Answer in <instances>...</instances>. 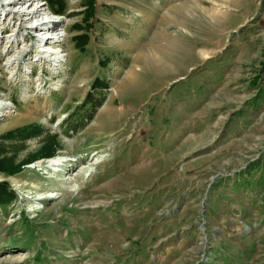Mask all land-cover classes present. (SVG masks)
I'll return each mask as SVG.
<instances>
[{
    "label": "rangeland",
    "instance_id": "rangeland-1",
    "mask_svg": "<svg viewBox=\"0 0 264 264\" xmlns=\"http://www.w3.org/2000/svg\"><path fill=\"white\" fill-rule=\"evenodd\" d=\"M0 102V264H264V0H0Z\"/></svg>",
    "mask_w": 264,
    "mask_h": 264
},
{
    "label": "trees",
    "instance_id": "trees-1",
    "mask_svg": "<svg viewBox=\"0 0 264 264\" xmlns=\"http://www.w3.org/2000/svg\"><path fill=\"white\" fill-rule=\"evenodd\" d=\"M108 88H109L108 84L98 82L95 91H97V93L100 91L99 93L101 96L97 97L94 94V99L91 102H89V104L86 106V108H90V112L86 116L78 118L76 122H74L71 126H69V130H71V132L78 133L79 131H82L88 125V123L93 120L97 110L101 108L106 101V96L102 93L104 90H107ZM3 169L5 168H0V170ZM18 170L19 169H16L14 171L17 172ZM16 199H17V195L15 191L12 190L8 184L0 183V207L9 206Z\"/></svg>",
    "mask_w": 264,
    "mask_h": 264
},
{
    "label": "bare ground",
    "instance_id": "bare-ground-1",
    "mask_svg": "<svg viewBox=\"0 0 264 264\" xmlns=\"http://www.w3.org/2000/svg\"><path fill=\"white\" fill-rule=\"evenodd\" d=\"M36 14H38V12ZM53 27H55V26L53 25ZM42 43H44V42H42ZM1 109H3V104L0 102V110ZM62 162H63L62 158H57V159H52L51 164L54 165V166L55 165H58L59 166V165H62Z\"/></svg>",
    "mask_w": 264,
    "mask_h": 264
}]
</instances>
